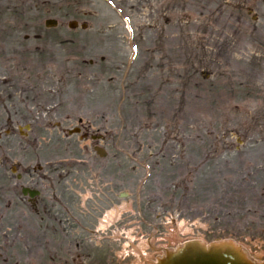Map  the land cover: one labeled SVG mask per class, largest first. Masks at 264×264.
I'll use <instances>...</instances> for the list:
<instances>
[{
	"label": "rangeland",
	"instance_id": "1",
	"mask_svg": "<svg viewBox=\"0 0 264 264\" xmlns=\"http://www.w3.org/2000/svg\"><path fill=\"white\" fill-rule=\"evenodd\" d=\"M5 165L56 166L53 212L95 236L83 253L31 250L29 207L0 178V264H148L190 239L263 261L264 0H0ZM130 232L146 246L123 259Z\"/></svg>",
	"mask_w": 264,
	"mask_h": 264
},
{
	"label": "flooded vegetation",
	"instance_id": "2",
	"mask_svg": "<svg viewBox=\"0 0 264 264\" xmlns=\"http://www.w3.org/2000/svg\"><path fill=\"white\" fill-rule=\"evenodd\" d=\"M1 167H6V174L4 177L0 175V178L5 183L11 182V178L14 179L17 184L12 185L16 186V189L12 187L11 190L14 189L18 197H22L24 203L29 207L30 215L27 221L31 250L44 252L53 249L57 251L64 247L81 253L87 250L88 245L79 237L84 233L95 236V228L92 227L94 224H84L76 214L67 213L66 204L62 205L63 213L53 212L52 204L60 199L57 193L52 191L56 183L54 173L58 172L56 166H39L34 168L31 174L20 172V167L17 166L12 170L13 175H9L6 165ZM67 170L68 167L65 166L64 170H60V175L64 172L67 175ZM2 189L7 190L8 188H0V193L3 191ZM47 194L52 196H47ZM75 241L76 243L73 244Z\"/></svg>",
	"mask_w": 264,
	"mask_h": 264
},
{
	"label": "water",
	"instance_id": "3",
	"mask_svg": "<svg viewBox=\"0 0 264 264\" xmlns=\"http://www.w3.org/2000/svg\"><path fill=\"white\" fill-rule=\"evenodd\" d=\"M46 25L47 27H55L57 22L48 20ZM76 26L75 22L71 23V27ZM97 152L101 156H105L103 150L97 149ZM164 253V256L158 258L157 263L154 264H264V262H254L243 247L232 240L217 241L210 244L198 240L189 241L178 246L175 250H165Z\"/></svg>",
	"mask_w": 264,
	"mask_h": 264
},
{
	"label": "bare ground",
	"instance_id": "4",
	"mask_svg": "<svg viewBox=\"0 0 264 264\" xmlns=\"http://www.w3.org/2000/svg\"><path fill=\"white\" fill-rule=\"evenodd\" d=\"M126 208H127V206L126 205H123L122 207L114 208L113 210H111L110 212H108L107 215H106V217H105V219H104V221L101 222V229L108 228L112 223H114L118 219L119 213L121 211L125 210ZM177 232H179V233H188V232H191V229L189 227H187V225L184 222H181L178 225ZM145 246L146 245L144 243V244H141L139 247L135 248V253H137L139 255H140V253H143V250H144ZM135 264H141V262H137Z\"/></svg>",
	"mask_w": 264,
	"mask_h": 264
}]
</instances>
